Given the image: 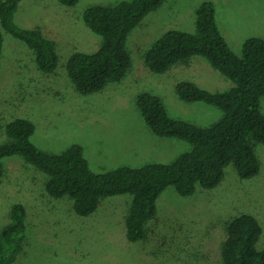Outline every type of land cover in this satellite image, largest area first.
<instances>
[{"label": "rangeland", "instance_id": "1", "mask_svg": "<svg viewBox=\"0 0 264 264\" xmlns=\"http://www.w3.org/2000/svg\"><path fill=\"white\" fill-rule=\"evenodd\" d=\"M121 1L79 0L73 7L59 0L21 2L17 24L40 29L52 39L60 61L53 75H45L37 68L34 51L3 31L0 142L7 140L9 122L28 118L36 126L32 141L40 149L60 154L72 145H81L92 171L105 173L120 167L171 164L192 149L189 142L151 132L138 106L142 93L158 95L174 119L211 127L223 118L218 107L182 102L176 85L205 78L206 70L215 75L209 80L211 92L229 90L232 81L200 57L191 60L190 67L179 64L157 75L145 65L146 53L169 30L196 33L197 10L211 1L222 34L242 57L247 40L264 37V0H165L128 38L126 48L133 66L127 77L100 93L83 96L68 76V61L76 52H96L103 42L85 23L84 13L94 5ZM261 110L264 114V97ZM149 133L164 144L156 143ZM257 153L262 169L256 178L241 179L230 165L221 185L213 190L199 185L193 196L184 197L175 187H168L158 200L156 218L148 224L147 239L139 242L129 241L126 233L131 195L108 197L93 215L81 217L70 199L45 195L47 177L43 172L20 156L7 158L0 180V235L10 221L13 204L23 203L28 212L26 240L14 264H223L222 244L234 217L251 214L264 231V145L257 146ZM258 248L264 249V234Z\"/></svg>", "mask_w": 264, "mask_h": 264}, {"label": "trees", "instance_id": "2", "mask_svg": "<svg viewBox=\"0 0 264 264\" xmlns=\"http://www.w3.org/2000/svg\"><path fill=\"white\" fill-rule=\"evenodd\" d=\"M22 1L0 0V67L6 31L34 51L40 72L53 75L60 61L57 44L40 29L17 24ZM78 1L59 0L69 7ZM164 3L165 0H123L87 9L84 21L103 42L96 52H76L68 61V76L79 94L100 93L109 84L127 77L133 66L126 48L128 38L148 14ZM198 57L232 81L233 87L225 92H211L184 80L176 85V93L183 102L221 109L224 116L218 123L200 127L174 119L158 95L145 92L138 97L139 109L156 136L178 138L192 145L191 151L175 162L95 173L81 145H72L60 154L48 153L32 141L34 122L17 118L6 125L7 140L0 142V180L5 174L4 159L20 156L46 175L45 195L70 199L81 217L93 215L108 197L131 195L126 233L129 241L139 242L147 239L148 224L156 218L158 200L168 187H175L184 197L193 196L199 185L213 190L221 185L230 165H234L241 179L256 178L262 169L257 146L264 145V37L247 40L242 57L238 56L217 24L214 3L205 1L197 10V32L167 31L146 53L145 65L150 72L162 75L176 65L188 66ZM27 218V207L13 204L10 221L0 235V264H14L24 251ZM227 231L221 249L223 264H264V249L258 248L264 231L255 216L243 213L234 217Z\"/></svg>", "mask_w": 264, "mask_h": 264}, {"label": "crops", "instance_id": "3", "mask_svg": "<svg viewBox=\"0 0 264 264\" xmlns=\"http://www.w3.org/2000/svg\"><path fill=\"white\" fill-rule=\"evenodd\" d=\"M195 61H200L201 63L205 62L203 59H197ZM186 67H190L189 65L186 66ZM198 72H201L200 70ZM206 72L208 73V75L205 76V78H202V77H198L197 79H186V80H190L195 83H197L200 87L202 88H207V90L211 89L209 87H213V83L212 82H209V80H211L212 78L215 77V75L211 74L210 71L206 70ZM210 91V90H209ZM183 102V101H182ZM185 103V102H184ZM152 132V131H151ZM150 134V137L156 141V143L158 144H164L163 142H161L159 139H157L153 134L149 133Z\"/></svg>", "mask_w": 264, "mask_h": 264}]
</instances>
